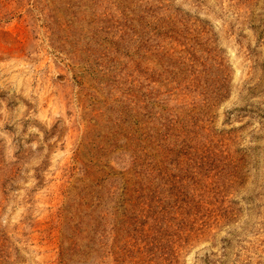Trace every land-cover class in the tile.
Returning a JSON list of instances; mask_svg holds the SVG:
<instances>
[{
  "label": "rangeland",
  "instance_id": "374dc122",
  "mask_svg": "<svg viewBox=\"0 0 264 264\" xmlns=\"http://www.w3.org/2000/svg\"><path fill=\"white\" fill-rule=\"evenodd\" d=\"M0 264H264V0H0Z\"/></svg>",
  "mask_w": 264,
  "mask_h": 264
}]
</instances>
